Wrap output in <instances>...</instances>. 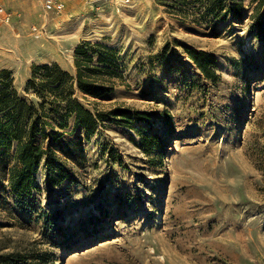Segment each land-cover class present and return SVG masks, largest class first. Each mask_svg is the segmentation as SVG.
I'll return each instance as SVG.
<instances>
[{"label":"rangeland","instance_id":"374dc122","mask_svg":"<svg viewBox=\"0 0 264 264\" xmlns=\"http://www.w3.org/2000/svg\"><path fill=\"white\" fill-rule=\"evenodd\" d=\"M45 1H0L12 13L0 71L18 94L31 98L35 66L74 75L75 49L100 43L117 51L121 80L109 96L79 100L143 119L130 127L112 118L92 136L69 133L70 122L56 145L63 180L52 187L38 171L32 213L1 180L0 253L47 251L52 264H264V35L250 30L252 9L240 21L190 24L161 0L119 10L58 0L60 12ZM187 49L214 55V80ZM133 127L158 135L154 151Z\"/></svg>","mask_w":264,"mask_h":264},{"label":"trees","instance_id":"16d2710c","mask_svg":"<svg viewBox=\"0 0 264 264\" xmlns=\"http://www.w3.org/2000/svg\"><path fill=\"white\" fill-rule=\"evenodd\" d=\"M175 19L184 23L200 24L242 20L247 7L250 30L264 35V0H161ZM196 69L214 80L216 59L213 54L186 50ZM117 51L100 43L85 42L74 51L76 72L71 75L57 64L35 66L26 84L31 98L21 97L13 85L11 73L0 71V181L5 180L8 194L19 209L33 211L29 201L40 187L36 180L39 170L46 172V181L54 187L63 179L66 170L58 162L56 145L63 138L68 124L69 133L80 131L94 135L105 121L132 126L141 124L143 115L131 114L126 109L99 111L86 107L79 97L104 98L114 93L121 74L118 73ZM118 118V119H116ZM140 138L142 149L149 153L156 149L158 135L149 134L141 127H133ZM10 152H12L10 154ZM13 162V166H10ZM2 186L0 185V188ZM51 215H46V231L52 227ZM56 244L55 241H51ZM47 251L31 249L26 252L0 253V264H52Z\"/></svg>","mask_w":264,"mask_h":264},{"label":"built area","instance_id":"2783aa9c","mask_svg":"<svg viewBox=\"0 0 264 264\" xmlns=\"http://www.w3.org/2000/svg\"><path fill=\"white\" fill-rule=\"evenodd\" d=\"M83 4L94 7L95 5H99L100 3H110L112 4L116 10L123 8V6L127 5L130 0H80ZM63 3L58 0H46L44 4V9L46 11L55 10V11H62L63 10ZM12 22V13L9 12L1 3H0V32L1 30L9 26Z\"/></svg>","mask_w":264,"mask_h":264},{"label":"crops","instance_id":"0c3cea01","mask_svg":"<svg viewBox=\"0 0 264 264\" xmlns=\"http://www.w3.org/2000/svg\"><path fill=\"white\" fill-rule=\"evenodd\" d=\"M1 1V0H0Z\"/></svg>","mask_w":264,"mask_h":264}]
</instances>
